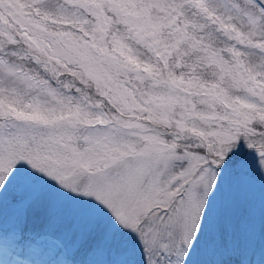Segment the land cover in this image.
I'll return each mask as SVG.
<instances>
[{"label": "snow or ice", "instance_id": "obj_1", "mask_svg": "<svg viewBox=\"0 0 264 264\" xmlns=\"http://www.w3.org/2000/svg\"><path fill=\"white\" fill-rule=\"evenodd\" d=\"M0 264H264V0H0Z\"/></svg>", "mask_w": 264, "mask_h": 264}]
</instances>
